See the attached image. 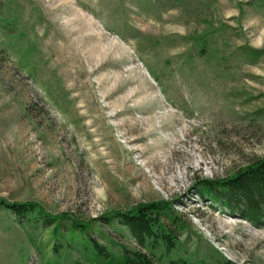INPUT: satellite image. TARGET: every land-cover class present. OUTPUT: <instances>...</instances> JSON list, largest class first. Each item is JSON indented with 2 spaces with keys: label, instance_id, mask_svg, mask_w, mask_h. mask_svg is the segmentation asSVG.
Wrapping results in <instances>:
<instances>
[{
  "label": "rangeland",
  "instance_id": "1",
  "mask_svg": "<svg viewBox=\"0 0 264 264\" xmlns=\"http://www.w3.org/2000/svg\"><path fill=\"white\" fill-rule=\"evenodd\" d=\"M262 157L264 0H0V201L34 206L0 203V264L85 261L89 239L264 264V218L202 192ZM150 202L174 216L170 250L114 217Z\"/></svg>",
  "mask_w": 264,
  "mask_h": 264
},
{
  "label": "trees",
  "instance_id": "2",
  "mask_svg": "<svg viewBox=\"0 0 264 264\" xmlns=\"http://www.w3.org/2000/svg\"><path fill=\"white\" fill-rule=\"evenodd\" d=\"M202 188L204 195L222 202L233 210H241L248 220L259 222L264 218V157L241 167L236 173L219 182L205 180ZM0 203L19 218L25 217L26 213L34 210V206L30 203L6 201H0ZM169 210V206L164 202H150L141 204L128 212H120L114 217L119 218L120 223L129 229L141 246L155 248L161 242L167 250H170L174 247L177 237L171 225L163 222L164 217H169L171 223L176 224ZM75 223V226L80 228L79 222ZM89 242L88 248L82 246L81 249L86 260H77L74 264H158L157 259L143 249L124 248L121 256L116 257L97 240L89 239ZM172 264L188 263L177 260ZM222 264L235 263L227 261Z\"/></svg>",
  "mask_w": 264,
  "mask_h": 264
},
{
  "label": "bare ground",
  "instance_id": "3",
  "mask_svg": "<svg viewBox=\"0 0 264 264\" xmlns=\"http://www.w3.org/2000/svg\"><path fill=\"white\" fill-rule=\"evenodd\" d=\"M86 20V21H88V23L89 24H87L86 26H84L82 23H81V20ZM84 21H83V23H84ZM78 24V29H77V31L79 32V33H81V37L80 38H78V39H76V40H74L73 41V43H74V46H75V49H76V51H78V52H80L81 53V56H82V51H83V47L82 46H80L81 45V43H86V42H96L97 44H94V47H93V53H92V55H95V53L94 52H96L97 51V49H98V47L101 45L100 43L102 42L101 41V37H102V35H101V37H99V36H96V37H94V36H85V34H84V32L85 31H87V29L89 28V27H91V26H94V28L96 27L95 26V24L90 20V19H87L86 17H83V16H81L80 14H79V18H78V22H77ZM82 24V25H81ZM95 30V29H94ZM72 35H73V33L72 34H68V35H63V37L65 38V39H70V38H72ZM100 35V34H99ZM99 41H101L100 43H99ZM81 42V43H80ZM69 43H71V42H69ZM98 43H99V45H98Z\"/></svg>",
  "mask_w": 264,
  "mask_h": 264
}]
</instances>
